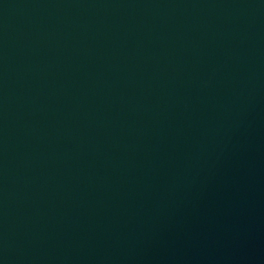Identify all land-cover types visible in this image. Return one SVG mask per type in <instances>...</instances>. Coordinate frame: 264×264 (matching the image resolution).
<instances>
[{"label": "water", "instance_id": "water-1", "mask_svg": "<svg viewBox=\"0 0 264 264\" xmlns=\"http://www.w3.org/2000/svg\"><path fill=\"white\" fill-rule=\"evenodd\" d=\"M0 264H264V0H0Z\"/></svg>", "mask_w": 264, "mask_h": 264}]
</instances>
